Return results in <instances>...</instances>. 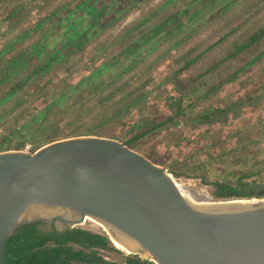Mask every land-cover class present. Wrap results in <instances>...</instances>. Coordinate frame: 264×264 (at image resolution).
Returning a JSON list of instances; mask_svg holds the SVG:
<instances>
[{"label":"trees","instance_id":"1","mask_svg":"<svg viewBox=\"0 0 264 264\" xmlns=\"http://www.w3.org/2000/svg\"><path fill=\"white\" fill-rule=\"evenodd\" d=\"M118 1L81 0L73 7H67L64 3L57 5L41 21L35 23L32 29L25 30L18 37L4 43L0 48V85L5 84L8 88L0 94V103L14 98L17 94H24L26 97L40 94L52 84L59 72L75 68L77 64L73 58L79 55L78 61H81L88 44L126 13L124 7L116 5ZM129 1L132 2L129 5L135 7L139 0ZM203 1L186 0L180 10L169 11L166 19L141 31L135 37L129 35L125 42L117 44L111 57H107L99 46L97 56L101 55V60L86 62V74L77 81L76 88L72 84L62 83V87L58 89V100L49 104L43 99L42 109H36V113H25L29 114L28 119L24 120L23 113L18 114L16 120L21 123L19 128L22 132L28 131L36 135V140L31 143L32 153L41 147L38 146V141L42 140L43 130L48 128V116L72 109H76V113L68 119L65 127L49 126L50 139L56 141L95 136L118 141L128 149L136 151L155 136L164 132L173 134L179 125L189 126L192 131L212 125L230 127L233 121L241 120L238 117L241 113L264 107V22L259 25L251 24L254 15L252 10L224 21L219 28L220 36L213 43L215 45L209 44L207 48L197 52L198 44H193L182 56L171 61L165 74H153V70L140 72L125 82L117 83L118 87L107 89L135 65L137 52L141 48L146 46L151 50L148 45L150 41L156 45L161 38L174 35ZM229 5L230 3L225 8ZM25 7L26 4L15 5L9 13L10 16L27 11ZM108 13L113 18L101 26L103 17ZM47 23L49 25L44 28ZM52 29L57 36L51 42L48 34ZM32 33H36L37 38L27 44L26 38L29 39ZM195 33V30L188 32L184 39L190 40ZM223 43L226 47L222 53L214 59L204 60L209 50ZM255 65H260L261 72L252 85L245 80L240 81V87L244 88L240 95L235 91L227 94L221 100V105H206L225 86L234 84ZM189 71L192 74L184 77L185 72ZM146 74L147 79L141 82ZM41 79L45 81L42 82ZM81 86L85 89L80 90ZM130 86H135V89L127 91ZM77 93L85 96L78 97L75 95ZM90 95L96 99L88 104L100 107V111L94 112L89 105L87 107L83 104L82 101ZM115 98L116 101H113ZM18 100L20 97L15 99V104ZM140 105L147 113H138L132 117V111ZM137 109L139 110L138 107ZM90 115L92 117L86 127L73 128L70 125L71 120L78 122ZM258 127L256 133L264 134V121H260ZM10 137L8 134L7 138ZM6 139L0 141V152L20 151L25 145L21 143L12 148L5 143ZM170 143L171 150L178 149L181 143H185L184 146L191 144L178 138ZM215 143L219 144L217 141ZM243 143L244 155L247 149L258 145L256 141ZM214 146L215 144L210 147ZM148 157H153V149H150ZM217 160L220 159L217 157ZM163 164L154 163L158 166ZM200 165L205 171V166L202 163ZM250 170L229 173L231 182L212 183L213 197L221 200L264 198V185L257 180L260 172ZM41 225L42 223L35 222L18 227L6 241L2 264H153L137 255L124 257L123 261L105 260L97 251H109L123 256L110 244L105 234L67 228L56 235L53 230L42 232L39 228Z\"/></svg>","mask_w":264,"mask_h":264},{"label":"water","instance_id":"2","mask_svg":"<svg viewBox=\"0 0 264 264\" xmlns=\"http://www.w3.org/2000/svg\"><path fill=\"white\" fill-rule=\"evenodd\" d=\"M218 201L213 209L192 208L165 169L111 139L0 152V264L21 225L47 223L58 235L55 229L85 217L137 245L153 264H264V198ZM34 205L53 214L23 219Z\"/></svg>","mask_w":264,"mask_h":264},{"label":"rangeland","instance_id":"3","mask_svg":"<svg viewBox=\"0 0 264 264\" xmlns=\"http://www.w3.org/2000/svg\"><path fill=\"white\" fill-rule=\"evenodd\" d=\"M80 1L81 0H0V48L4 43L18 37L25 30L32 29L35 23L41 21V19L57 5H62L64 3L67 7H73L75 3ZM185 1L186 0H139L135 7H131L132 2L129 0H119L116 2V5L119 4L125 8L126 13L116 20L111 27L101 32L88 44L84 50V56L81 61H78L80 58L79 55L73 58V61L77 64L75 68L59 72L58 77L53 80L52 84L47 86V89L40 94L32 95L31 97H26L24 94H17L14 98L0 103V141L6 139L9 134L11 139L7 138L5 143L10 144L12 148L21 143L32 145L31 143L36 140V135L28 133V131L22 132L19 128L21 123L16 120L18 114L23 113L24 120L28 119L29 114L26 115L25 113H36V109H42L43 99L47 100L49 104L52 101L58 100L60 97L58 89L62 87V83L72 84L73 87L76 88L75 85L77 81L82 79L86 74L84 72V69L88 66L86 62H98L101 60L99 59L101 55L97 56L99 46L100 50L107 57H111L115 53L117 44L125 42L129 35L130 37H135L141 31L147 30L148 27L166 19V17L169 16V11L176 12L180 10ZM228 3H230V5L228 8H225ZM18 4H26L25 9H27V11H23L21 14H14V16L11 17L9 13H11L12 7ZM248 10H252L254 13L253 19L250 21L251 24L259 25L264 22V0H204L203 3L199 4V8L192 11L189 20H185L174 35L161 38L156 45L150 41L148 45H150L151 50H148L146 46L141 48L137 52L138 56L135 65L125 72L118 81L107 87V89L110 87H118L119 84L117 83L120 81L125 82L133 76H137L140 72L153 70V74L156 73L160 76L165 74L168 67L171 65V61L182 56L186 49H190L193 44H198L197 52L207 48L209 44L215 45L213 43L219 38V28L224 21H228ZM250 12L251 11H249V13ZM111 18H113L112 14L108 13L103 17V21L100 25H106ZM47 25L49 24H45L44 28H46ZM193 30L196 32L195 35L192 36L190 40L187 39L186 41L184 35ZM54 33L55 31L52 29L48 34V39L51 42L57 36L56 33L55 35ZM36 38L37 34L32 33L29 39L26 38V43L28 44L31 40ZM225 47L226 45L224 43L220 46H214V48L209 50V53L206 54L204 60L216 58L222 53ZM260 72V65L253 66L245 75L239 77V80L234 84L225 86L218 95L213 97L206 105H221V100L224 99L227 94L234 93L235 91H238L237 93L240 95V93L244 91V88L240 87V81L245 80L249 85H252V83L255 82L254 79ZM147 74L141 78V82L147 79ZM191 74V71H189L185 72L183 76L185 77ZM41 81L43 82L45 80L41 79ZM7 88L8 86L5 84L0 85V94L4 93ZM84 89V87H80V90ZM133 89H135V86H130L127 91ZM105 92L106 90L104 93ZM75 95L79 97L84 94L77 93ZM18 97H20V100L15 104V99ZM95 99V97L90 95L86 96V99L82 102L88 107V103L93 102ZM116 99L117 98L113 99V101H116ZM79 104H77V107ZM89 107L92 108L94 112L100 111V107L91 105H89ZM75 110L76 109H72L62 112L59 115L48 116V128L43 130L42 140H37L39 143L38 146L43 147L55 142V140L50 139L51 131L49 126L56 125L60 128L65 127L68 124V119L74 117L73 115L76 113ZM138 113L145 115L147 110L143 108L142 105L136 106L132 111V117H134V115L137 116ZM91 115L93 114L91 113ZM91 115L83 117L78 122L71 120L70 125H72L73 128L77 126L86 127L89 123V118L92 117ZM238 117H240L241 120H238V122L233 121L230 127L227 125L220 127L212 125V127H199L197 130L192 131L189 126L185 127L179 125L174 130L173 134L164 132L161 135L155 136L147 140L145 144L141 145L140 148L134 152L142 155L151 163L153 162V164L164 163L162 166H156L165 169L166 173L176 182L182 183L190 187L193 191L212 199H215L212 195L214 189L212 183L231 182V180H229V173L232 172L247 171L249 169H251L250 171L252 172H260V176L257 180L260 184L264 185V134L261 133L258 135L256 133L259 130L258 125L260 121H264V107L261 106L254 111H246V113H241ZM177 138L191 144L184 146L185 143H181L178 149L175 148L176 150H171L170 142H174ZM215 141L219 142V144H216ZM250 141H256L258 145L257 147L254 146V148L247 149V153L244 155L242 153L243 142ZM213 144H215V146L213 148L210 147ZM1 146L2 144L0 143V147ZM150 149H153L152 158L148 157ZM220 155H223V157ZM217 157L220 159L219 161ZM200 163L205 166V171L201 168ZM198 167L200 170L196 171L195 169ZM252 199L257 200L262 198L252 197ZM246 200H251V198L241 199V201ZM73 228L84 229L94 234L106 235L105 231L97 225H86L82 227L78 225ZM97 253L108 261H123L124 257H127L124 254L122 256L109 251H97Z\"/></svg>","mask_w":264,"mask_h":264},{"label":"bare ground","instance_id":"4","mask_svg":"<svg viewBox=\"0 0 264 264\" xmlns=\"http://www.w3.org/2000/svg\"><path fill=\"white\" fill-rule=\"evenodd\" d=\"M171 177V176H169ZM171 179L174 181L176 187L178 188L180 194L182 195L183 199L194 209L196 210H203V209H206V210H209V209H213L215 207H218V206H222L218 199L215 200V199H212V198H209L207 196H204L202 194H199L195 191H193L190 187L182 184V183H179V182H176L172 177ZM247 202L249 201H237V202H234V204H246ZM223 205H226L225 203ZM53 212H48V211H44L42 209L41 206H38V205H34V206H31L29 209L26 210V212L23 214L22 218L23 219H31V218H34V217H37V216H46V215H52ZM67 216V215H66ZM86 225H89V226H92V225H97L99 227H101L109 241H110V244L116 249L118 250L119 252H121L122 254L126 255V256H129V255H138L139 257L141 258H145L147 259V254L146 253H142L140 250H139V247L137 245H134L132 242H125V241H118L117 239H114L110 233L108 232V229L105 225H103L102 223L92 219V218H89V217H85L84 221L79 225V226H86Z\"/></svg>","mask_w":264,"mask_h":264},{"label":"flooded vegetation","instance_id":"5","mask_svg":"<svg viewBox=\"0 0 264 264\" xmlns=\"http://www.w3.org/2000/svg\"><path fill=\"white\" fill-rule=\"evenodd\" d=\"M39 228L42 230V232H48L50 230H53V228L49 224H47V223H42V225L39 226ZM64 229H67V227L61 228L60 230H58V229H55V230L57 232H60V231H62Z\"/></svg>","mask_w":264,"mask_h":264},{"label":"built area","instance_id":"6","mask_svg":"<svg viewBox=\"0 0 264 264\" xmlns=\"http://www.w3.org/2000/svg\"><path fill=\"white\" fill-rule=\"evenodd\" d=\"M20 151L23 152V153H26V154H32L31 145H29V144L24 145V147Z\"/></svg>","mask_w":264,"mask_h":264}]
</instances>
